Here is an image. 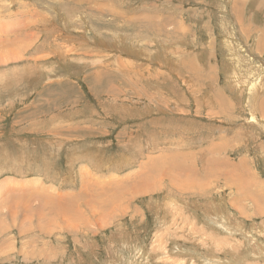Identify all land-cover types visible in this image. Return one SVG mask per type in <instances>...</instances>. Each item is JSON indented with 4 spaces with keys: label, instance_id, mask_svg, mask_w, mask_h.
Masks as SVG:
<instances>
[{
    "label": "rangeland",
    "instance_id": "1",
    "mask_svg": "<svg viewBox=\"0 0 264 264\" xmlns=\"http://www.w3.org/2000/svg\"><path fill=\"white\" fill-rule=\"evenodd\" d=\"M261 100L264 0H0V264H264Z\"/></svg>",
    "mask_w": 264,
    "mask_h": 264
},
{
    "label": "bare ground",
    "instance_id": "2",
    "mask_svg": "<svg viewBox=\"0 0 264 264\" xmlns=\"http://www.w3.org/2000/svg\"><path fill=\"white\" fill-rule=\"evenodd\" d=\"M260 44V43H259ZM22 45H24L23 43H22ZM262 101V100H261ZM262 104H264V100L261 102V107H262ZM261 109H264V107L263 108H261ZM251 116H253V115H251ZM251 120V119H250ZM254 121V120H253ZM222 164V163H221ZM243 167V166H242ZM225 168V167H224ZM217 169V168H216ZM231 169H232V167H231ZM217 171V170H216ZM232 170H230V172H231ZM234 172H232L233 174H236L237 175V185L238 184H240V185H244V186H247L248 184L246 183V185H245V180H244V177L245 176H242L241 174H239V169H235V170H233ZM229 172V171H228ZM208 173H206V175H207ZM249 174V173H248ZM247 174V175H248ZM251 176V175H250ZM206 177H208V176H206ZM252 178H254L253 176H251ZM251 177H249V178H251ZM257 178V177H256ZM240 179H243L244 180V183H242L241 181H239ZM242 180V181H243ZM261 180V179H260ZM239 182V183H238ZM255 186H254V185ZM253 184H251L252 185V187L251 188H254V190L256 191L255 193H257V195H259V196H261L262 197V193H260V192H258V190H257V188H258V186H259V183H257L256 181H253ZM239 186V185H238ZM254 186V187H253ZM250 188V187H249ZM243 188H241V190H242ZM215 190V189H214ZM249 192H251V191H249ZM252 193H253V191H252ZM254 193V194H255ZM30 194H31V192H30ZM41 194V193H40ZM254 194H251L252 196H254ZM256 195V194H255ZM246 196H248V195H246ZM259 196H256V197H259ZM41 197V196H40ZM47 197V196H46ZM49 197V196H48ZM47 197V198H48ZM64 197V196H63ZM249 197V196H248ZM255 197V198H256ZM239 198V197H238ZM50 199H53V198H50ZM43 200V199H42ZM45 200V199H44ZM54 201V200H53ZM260 201H262V200H260ZM27 202V201H26ZM236 202V201H235ZM253 202V201H252ZM255 202V201H254ZM253 202V203H254ZM65 203V202H64ZM239 203V202H238ZM237 203V204H238ZM48 204V203H47ZM238 206V205H237ZM259 207H260V205H259ZM237 208V207H236ZM65 209V208H64ZM63 209V210H64ZM35 210V209H34ZM53 210V209H52ZM237 210V209H236ZM238 210H240V209H238ZM38 211V210H37ZM61 211V210H60ZM59 211V212H60ZM86 211V210H85ZM94 211V210H93ZM64 212V211H63ZM80 212V211H79ZM32 213V212H31ZM37 213V212H36ZM39 213V212H38ZM47 213V212H46ZM64 213H66V211L64 212ZM64 213H62L61 215H65ZM93 214H94V216H95V212H92ZM239 213V212H238ZM264 213V212H263ZM66 214H68V213H66ZM69 215V214H68ZM81 215V214H80ZM27 216V215H26ZM42 216H43V214H42ZM67 216V215H66ZM247 216V215H246ZM253 216V215H252ZM41 217V216H40ZM44 217V216H43ZM74 217V216H73ZM47 219H48V217H46ZM76 218H78V217H76ZM80 218V217H79ZM49 219H51V218H49ZM81 219V218H80ZM45 220V219H44ZM67 220V219H66ZM38 221H40V220H38ZM48 221V220H47ZM50 221V220H49ZM48 221V222H49ZM87 221V220H86ZM95 221V220H94ZM67 222V221H66ZM70 222V221H69ZM39 223H41V221L39 222ZM78 223V222H77ZM89 224H91L90 222H88ZM87 224V223H86ZM39 228V226H36L35 228ZM33 228V227H32ZM34 229V228H33ZM40 229V228H39ZM27 230V229H26ZM26 230H25V232H26ZM36 230V229H35ZM38 230V229H37ZM45 231H47L46 229H44ZM41 231V230H40ZM28 233V232H27ZM40 233V232H39ZM43 234H45L44 232H42ZM46 235V234H45ZM42 257V256H41Z\"/></svg>",
    "mask_w": 264,
    "mask_h": 264
}]
</instances>
